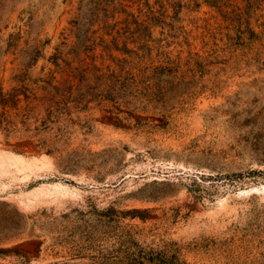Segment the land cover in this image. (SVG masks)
<instances>
[{
  "label": "rangeland",
  "instance_id": "1",
  "mask_svg": "<svg viewBox=\"0 0 264 264\" xmlns=\"http://www.w3.org/2000/svg\"><path fill=\"white\" fill-rule=\"evenodd\" d=\"M0 150V264H264V0H0Z\"/></svg>",
  "mask_w": 264,
  "mask_h": 264
},
{
  "label": "bare ground",
  "instance_id": "2",
  "mask_svg": "<svg viewBox=\"0 0 264 264\" xmlns=\"http://www.w3.org/2000/svg\"><path fill=\"white\" fill-rule=\"evenodd\" d=\"M50 166V161L44 156H40L39 158H26L8 150H0V177L10 175L12 179H15L17 175H21V179L24 181L35 175V173H37L39 170H50ZM255 191H260L264 194V184L261 186H251L245 190H242L240 193ZM76 193L77 190L75 188L62 182H42L28 191L20 193L18 199L21 203L32 202L31 205H33V201H41L40 199L42 197H54L56 199L60 196L76 195ZM77 194H79V192ZM43 201L45 200H42L41 202ZM224 203H226V198L220 201V205L224 206Z\"/></svg>",
  "mask_w": 264,
  "mask_h": 264
}]
</instances>
